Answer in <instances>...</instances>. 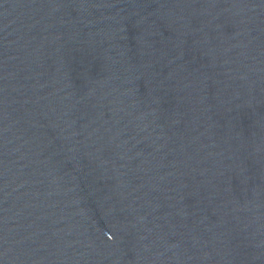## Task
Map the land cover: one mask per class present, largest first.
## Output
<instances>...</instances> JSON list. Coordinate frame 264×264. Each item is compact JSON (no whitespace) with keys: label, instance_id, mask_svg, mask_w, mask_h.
Masks as SVG:
<instances>
[{"label":"water","instance_id":"water-1","mask_svg":"<svg viewBox=\"0 0 264 264\" xmlns=\"http://www.w3.org/2000/svg\"><path fill=\"white\" fill-rule=\"evenodd\" d=\"M0 264H264V0H0Z\"/></svg>","mask_w":264,"mask_h":264}]
</instances>
